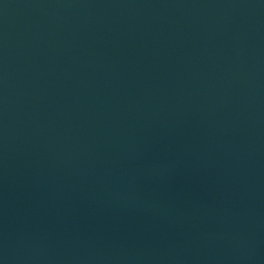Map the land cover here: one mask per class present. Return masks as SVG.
<instances>
[{"label": "water", "instance_id": "1", "mask_svg": "<svg viewBox=\"0 0 264 264\" xmlns=\"http://www.w3.org/2000/svg\"><path fill=\"white\" fill-rule=\"evenodd\" d=\"M0 264H264V0H0Z\"/></svg>", "mask_w": 264, "mask_h": 264}]
</instances>
